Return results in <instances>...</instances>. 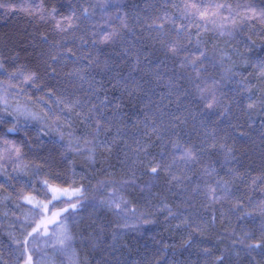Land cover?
Masks as SVG:
<instances>
[{"label": "trees", "instance_id": "16d2710c", "mask_svg": "<svg viewBox=\"0 0 264 264\" xmlns=\"http://www.w3.org/2000/svg\"><path fill=\"white\" fill-rule=\"evenodd\" d=\"M0 4V264H264V0Z\"/></svg>", "mask_w": 264, "mask_h": 264}, {"label": "snow or ice", "instance_id": "6c2138e0", "mask_svg": "<svg viewBox=\"0 0 264 264\" xmlns=\"http://www.w3.org/2000/svg\"><path fill=\"white\" fill-rule=\"evenodd\" d=\"M0 7H3V5L0 4ZM192 7H196V5L193 4ZM160 27H163V26L161 25ZM108 39H109L108 36L103 37V40L105 42L108 41ZM169 50L171 52H173L174 54L177 52V48H176L175 45H171L169 47ZM203 55H204V53L201 52L200 53V56L197 57L196 59H199L200 57H203ZM192 63H195V60H193ZM262 72H264V66H262ZM27 79H32V77L29 76V77H27ZM214 102H215V98L213 97L212 100L206 104V107L212 108ZM117 106H119V105H117ZM253 106H254L253 103H250L248 105L249 108H252ZM10 131H14V129H10ZM188 155H189V157H192L193 156V154L191 152H189ZM151 172L152 173H156L157 172V168L156 167H152L151 168ZM50 191L52 193L51 201H56V200H59L61 198H68V199H70L72 196H76V195H80L81 194V192H80L79 189H76V190H73L72 192H69L67 189L60 190V189H57L55 187H52V188H50ZM51 201H49V203H51ZM28 202L29 203H32V200L29 199ZM40 207L43 208L45 211H47L48 205L47 204H41ZM69 207L71 209L75 210L76 207H77V204L76 203H70L69 204ZM63 211H68V209L66 208ZM52 216H53V219L48 220V223H55V218L59 216V213L53 212ZM38 228H39V226L37 228L33 229V231H37ZM61 243H63V240L61 241ZM240 243H243V240H241ZM247 247L249 249H251V250H255L257 248H261V243L248 244ZM28 264H31V256L30 255L28 256Z\"/></svg>", "mask_w": 264, "mask_h": 264}, {"label": "rangeland", "instance_id": "374dc122", "mask_svg": "<svg viewBox=\"0 0 264 264\" xmlns=\"http://www.w3.org/2000/svg\"><path fill=\"white\" fill-rule=\"evenodd\" d=\"M51 219H53V216L51 215V218H48L46 221H44L43 222V224H44V227H45V229H46V227L49 225L50 226V224L51 223H48V220H51ZM52 225V224H51ZM55 228L57 229L56 230V235H58V236H62L63 235V231H64V224H59V223H57L56 224V226H55ZM47 230V229H46Z\"/></svg>", "mask_w": 264, "mask_h": 264}]
</instances>
